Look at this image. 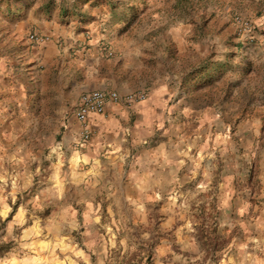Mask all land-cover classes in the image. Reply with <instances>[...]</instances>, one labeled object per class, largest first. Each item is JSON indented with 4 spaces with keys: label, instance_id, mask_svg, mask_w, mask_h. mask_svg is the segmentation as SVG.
<instances>
[{
    "label": "rangeland",
    "instance_id": "rangeland-1",
    "mask_svg": "<svg viewBox=\"0 0 264 264\" xmlns=\"http://www.w3.org/2000/svg\"><path fill=\"white\" fill-rule=\"evenodd\" d=\"M239 3L0 0V96L34 92L17 141L0 139L11 145L0 156V264H156L157 255L161 264H264V30ZM240 19L254 28L242 31ZM95 28L102 59L118 61L102 69L123 72L111 78L117 88L150 94L186 85L205 103L229 104L218 114L229 116L235 150L223 153L219 139L200 145L192 177L169 192L163 251L160 238L145 235L161 228L159 207L154 222L87 219V202L108 192L83 184L66 132L85 93L74 62L85 60L81 44ZM33 33L48 40L32 44ZM144 209L117 210L131 217Z\"/></svg>",
    "mask_w": 264,
    "mask_h": 264
},
{
    "label": "crops",
    "instance_id": "crops-1",
    "mask_svg": "<svg viewBox=\"0 0 264 264\" xmlns=\"http://www.w3.org/2000/svg\"><path fill=\"white\" fill-rule=\"evenodd\" d=\"M241 1L243 6L239 3L235 7L241 6L243 9L240 10L239 7V11L243 10V16L250 17L258 29L264 30V0ZM93 34L92 40L84 39L81 44L85 60L74 62L83 73L85 92L117 90L121 95L133 93L117 88L111 81L117 73H123L121 69H110L108 72L102 69L105 65L114 67L118 61L102 59L98 50V42L102 36L97 28ZM261 42L264 46V36L261 37ZM96 78L101 79L100 82H93ZM239 78V85L243 86V73H240ZM33 85L31 83L32 87ZM33 93L32 88L27 90L17 87L13 89V94L5 95L6 100L3 101L0 96V127H3L0 133H5L0 139L10 136L9 139L15 137L14 142L17 141V137L12 134L15 127L21 125V120L26 118L24 112L33 103ZM196 93L186 85L171 86L168 83L160 85L150 94L147 93V100L137 105L127 107L121 103H109L103 114L89 115L91 138L82 147L76 145L80 154L75 159L76 152H72V167L79 169L77 174L85 180L83 184L88 189H104L108 192L106 199L87 202V206L92 207V214L87 213L89 221L154 222L155 211L152 207H159V212H163L164 216L159 219L161 228L145 235L161 239L163 247L160 251L167 248L164 240L169 221L166 211L168 205L172 204L168 202V195L171 190L180 189L192 177V167L200 160V145L210 148L211 142L219 139L220 144L224 142L223 153L235 150V139L227 135L229 116L221 117L218 114V110L227 108L229 104L223 103L221 106L216 99H208V103H205V98L201 99ZM67 124L66 140L77 144L83 127L76 114L68 119ZM219 136H222L223 141H220ZM8 148L11 145L0 142V156ZM121 206L147 209L137 216L123 217L117 210ZM176 232L178 233L177 230ZM157 258L159 259L158 255ZM158 259L156 264H161Z\"/></svg>",
    "mask_w": 264,
    "mask_h": 264
},
{
    "label": "built area",
    "instance_id": "built-area-1",
    "mask_svg": "<svg viewBox=\"0 0 264 264\" xmlns=\"http://www.w3.org/2000/svg\"><path fill=\"white\" fill-rule=\"evenodd\" d=\"M237 23L238 27L245 32H249L254 28V24L250 20L240 19ZM29 40L32 44H41L47 41L48 38L33 33L29 36ZM147 98L148 94L146 91H137L126 95L109 90H93L83 93L76 109V116L83 127L77 139V145L82 147L91 138V130L88 126V117L91 113L103 114L109 103H121L127 107H132L144 102Z\"/></svg>",
    "mask_w": 264,
    "mask_h": 264
}]
</instances>
